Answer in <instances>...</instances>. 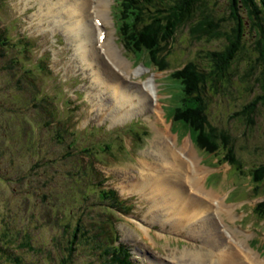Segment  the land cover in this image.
<instances>
[{"label":"rangeland","instance_id":"obj_1","mask_svg":"<svg viewBox=\"0 0 264 264\" xmlns=\"http://www.w3.org/2000/svg\"><path fill=\"white\" fill-rule=\"evenodd\" d=\"M120 1L0 0V33L6 30L10 41L0 47V264H107L103 252L112 246L114 233L119 236L116 245L128 248L133 264H199L193 261L198 252L197 259L203 256L209 264L217 257L210 246L218 248L223 242V248L230 247L224 243L233 235L249 250L243 251L247 259L255 254L264 261V220L254 211L264 200V183L256 191L248 174L237 169L241 163L246 169L264 164V102L251 116H235L262 95L257 80L264 78L247 13L241 7L246 37L228 81L215 85L208 80L201 89L203 130L215 129L221 141L232 138L237 161L230 166L219 162L222 152L208 155L196 132L181 123L173 126L172 115L183 95L174 75L194 63L208 78L213 53L225 50L231 30L237 28L231 0H202L198 9L194 6L189 21L160 45L166 52L161 48L157 61L166 63L164 70L150 61V49L135 55L126 50L116 25ZM170 1L142 2L146 15L141 22H148L161 2ZM208 17L219 28L210 32L204 25L207 35L194 33L192 27ZM94 18L108 30L107 48L122 60H114L115 66L109 55L100 57L106 72L98 78L107 81L101 86L94 80L98 69L88 65L97 60L93 54L99 48L93 45H98V33L90 44L96 49L90 59L81 48L85 34L79 29L82 19L96 28ZM258 23L264 25V20ZM115 67L130 91L138 93L153 80L158 98L152 94L148 106L159 109L161 117L148 111L114 120L117 101L106 87ZM156 125L166 131L158 132ZM165 132L177 148L191 143L195 161L206 171L205 189L220 199L207 202L206 223L195 212L194 221L173 227L171 209L156 190L146 195L136 191L143 168L159 181L174 174L166 164L175 159L153 146L156 135ZM111 190L124 205L106 193ZM220 201L228 214L219 210ZM231 214L232 219L227 217ZM78 224L81 234L88 231L87 238L80 240L79 233L71 247ZM103 228L109 233L102 235ZM218 235L222 241L215 244Z\"/></svg>","mask_w":264,"mask_h":264},{"label":"trees","instance_id":"obj_2","mask_svg":"<svg viewBox=\"0 0 264 264\" xmlns=\"http://www.w3.org/2000/svg\"><path fill=\"white\" fill-rule=\"evenodd\" d=\"M144 1L146 0H122L120 3L116 2L115 15L118 13L116 20L117 30L127 51L130 53L133 52L135 55V53L140 52L142 48L146 47L148 50L150 49L153 51L151 54L152 60L150 58V61L156 63L157 67H159L157 70H164L165 67H167L166 63L163 62L165 64H162L157 61L159 60L157 54L162 48L160 45H162L163 41L174 35L185 22L187 23L189 21V16L191 11L194 10V6H197L198 9L199 3H202V0H171L168 4L161 2L160 7L151 11L154 13L150 20L148 22H141L146 15V7L144 4L142 5V2ZM241 7L243 8V11L247 13L252 31L257 38V40H255V45L256 48L258 47L257 51L260 56L259 61L264 68V25L258 23L260 18L264 20V0H231L230 15L236 22L237 28L231 30L225 50L213 53L214 64L208 78H205V76L199 72L198 68L193 65L194 63L186 64L185 68L174 75L176 79L180 80V87L183 95L179 100V105L173 110L172 122L174 124L175 122L184 124L188 128V132H192L193 134L196 132L198 135V143L205 146L203 148L205 149L204 151L208 155L222 152L223 154L217 156L219 162L222 164L226 163L230 166H234L237 161L232 138L230 141L224 138L221 141L219 139L220 135L215 129H212L210 132L203 130L206 117L201 106V89L207 85L208 80L215 85H221L228 81L226 78L228 71L237 54L244 48L246 37L245 28L247 23L243 20L244 16L240 14ZM210 21H212L210 17H208L207 21L203 18V20L199 21L192 27L193 32L200 35H207L204 25L210 32L212 29L217 30V28H219L218 25L214 23L209 24ZM6 35V30H3L2 33H0V47L10 43V41H8L9 38ZM165 49L166 48H162L161 52H166ZM158 55H160V53ZM138 57L139 56H136L135 58L137 59ZM257 82L262 85V95H260L254 102L246 105L245 109L240 113H236L235 116H251L256 111L257 105L264 102V78L257 80ZM245 166V164L242 165L241 163V167L238 166L237 169H242L248 174L251 183L255 185L253 189L258 191L260 185L264 183V164L249 167L248 169H246L247 166ZM106 193L114 197L119 204L124 205V202L117 198L118 196L115 191L111 190ZM102 194V196H105L104 191ZM254 211L260 220H264V200L257 204ZM79 225L80 224L77 225L75 228L76 231L71 237V247L77 243V239L80 237L81 229ZM83 230L84 229H82V231ZM87 232V230L82 232L80 240L87 238ZM101 233L102 235H105L109 232L107 229L103 228ZM114 234L115 236L112 241V246L106 248L103 252L107 264H133L131 262L132 255L130 251L125 246L116 245L119 241V236L116 233Z\"/></svg>","mask_w":264,"mask_h":264},{"label":"bare ground","instance_id":"obj_3","mask_svg":"<svg viewBox=\"0 0 264 264\" xmlns=\"http://www.w3.org/2000/svg\"><path fill=\"white\" fill-rule=\"evenodd\" d=\"M87 3H89V2H87ZM71 7H74V6L71 4ZM57 14H59V12ZM97 16L99 17V15H97ZM101 16H102V14H101ZM81 21L82 22L80 24L79 29L82 28L83 35L85 34L84 39L81 42V46H82L81 48H82V50L85 49L84 53L89 55L90 59L92 58V52H94V51L96 52V49L93 47L99 48L98 52L93 54L96 56L97 60L91 59V60H89L90 64L88 62L87 63L90 67H92L94 69H96V68L98 69V73H96L94 75V77H95L94 80H96L97 84L99 86L105 85V84H107L106 79H101L100 77L98 78V76H101V72H103V74H105V72H106V70H104V68L101 66V63H103V61L100 63V61H99L100 57L101 58L104 57V53L109 55V57L113 58L112 62L115 66H117V65L115 64L114 60L116 62H118L119 64L122 63V60L116 55L115 51L107 48V47H109L108 46V44H109L108 39L105 38L103 40V43L101 45H99L100 37H101L102 33H100V31H99L98 25H96V28H97L96 29V28H94V26L90 27L85 19H82ZM99 23L102 24L101 21H99ZM92 29H93L94 33L92 32ZM68 30H66L67 36H69L68 33H69V31H71V30H69V31ZM96 33H98V45H93V47H90V44L93 43V41L96 37ZM77 34L80 35V30L77 32ZM80 36H82V35H80ZM91 48H92V50H91ZM115 69H119V68H117V67L111 68L112 72L113 71L117 72ZM95 72H96V70H95ZM112 72H111V76H112V79L114 81L111 79L112 80L111 84L108 85L106 88L111 90L110 94L114 95V97L116 99L115 101H117V107H118L117 109L119 111H114L115 114H118V116L114 120L120 121L123 118L126 119L128 117H131L134 114H140L141 115L142 113H146L148 111H151V113L155 112V114H157L160 117L162 116V113L160 112L159 109L152 110L153 107L149 108V106H148V103L154 97V95L157 96L156 86L154 85L153 80L144 84L143 90H141L140 92L137 93V92L130 91L129 88H127V87L125 88V86L123 85V82L120 81L118 78L119 77L118 72L117 73H112ZM152 94H154V95H152ZM157 98H158V96H157ZM129 104H130V106H128ZM136 112H138V113H136ZM117 121H114V122H117ZM156 124H158V121H156ZM157 127H158L157 128L158 132L162 130L159 126H157ZM164 131H166V130L163 129V132ZM162 133L156 135V137L154 139L155 141H153V146H157V148L159 149V152L163 151L164 157L167 155L166 157L169 156L170 158L175 159V162H173L172 164H169V163L166 164V165H169V167L171 168L170 172H174V174H170V173L168 174L167 173L169 175V177L167 176L168 177L167 179H162L159 181V180H156L154 178V176H157V174H155V173L150 174V172L147 170V168H143L140 171V174H141L140 180H138V182L136 183V184H138V188L136 189V191L139 189L140 191H137V192L145 193V195H146L148 191L156 190V192H158L163 197L162 200H165L164 201L165 204H163V205H167L171 209L170 210L172 212L171 213V215H172V218H171L172 223L171 224H175V225H173V227L178 225V224H179L178 226H180V225H184L185 223L188 224L189 222L194 221V219L196 218V217H194L195 212L198 213V215L200 217V221L203 223H206L207 222L206 221V212L207 211L205 210L206 209L205 206H206L207 202L213 200V204H214L215 203L214 201L220 200V199H218V197H212V194H209L207 192V189H205L204 180L206 178V171L204 170V168H202L200 166V164L198 162L195 161L196 156H195V152H194V149H193L191 143L189 141H186L184 143V145L182 146V148H177L176 147L177 145L174 142H169L170 141L169 132L168 133L165 132V134H162ZM178 149H180V151ZM141 162L144 166H149V164H147L146 162H144L142 160H141ZM145 170H147V173H145ZM175 175L179 176L178 178L180 179V181H177V178L175 177ZM172 178H173V180H172ZM167 200L169 201L168 203H166ZM217 206L219 207L220 211L222 210L226 214H228L227 210L222 209V207H225V204L222 201H220L217 204ZM170 211H169V213H170ZM229 212H231V211H229ZM227 217L232 219V217L233 218L235 217V214H231L230 217H229V215H227ZM176 228H178V227H176ZM218 233H220V231H218ZM228 237H229V235H228ZM233 237H235V238L229 237V239L228 240L226 239V241L224 243V244L229 245L230 247L223 248L222 247L223 242H222V245L218 246V248L215 246L214 247L210 246L209 250L214 252V253H212V255H217V257L214 258L211 255L213 258L210 259L211 262L209 264H212L213 260H216V261H214L215 262L214 264H245V262L244 263L240 262V259L246 260L250 264H264V261L262 259H260L259 257H255V254L253 255L252 260L247 259V257L243 253V251H246L245 253H247V251H249V250L242 248L243 245L240 243V241H238V239H239L238 236L233 235ZM218 239H219V241H215L214 242L215 244L221 243L222 239L220 238V235H218ZM220 239H221V241H220ZM231 242L235 243L234 249L237 250V252H235L234 249H232L233 247L231 245H233V244H231ZM216 251H218V252H216ZM198 254H199V252H198ZM198 254H196V255L198 256ZM197 256L193 257V259H194L193 261H195L199 264H206L201 259L203 256H201L199 259H197ZM190 264H192V263L190 262Z\"/></svg>","mask_w":264,"mask_h":264}]
</instances>
